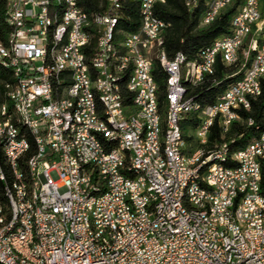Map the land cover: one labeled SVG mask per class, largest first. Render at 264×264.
<instances>
[{
    "label": "built area",
    "instance_id": "built-area-1",
    "mask_svg": "<svg viewBox=\"0 0 264 264\" xmlns=\"http://www.w3.org/2000/svg\"><path fill=\"white\" fill-rule=\"evenodd\" d=\"M163 2L157 0V3ZM41 3L42 0H16L11 11L16 22L14 49L5 50L3 47V53H0L3 59L19 70L23 91L15 97L24 99L25 114L40 136L41 157L34 163L39 181L41 235L44 241V250L39 253L46 254L52 264H264V207H260V200L251 189V166L260 165L262 179L264 137L247 153L238 155L236 169H224L211 175L209 177H214V184L202 181V188L194 189L193 202H202V205H209L214 210H222L223 219L192 218L184 216L178 209V187L184 178H199L203 166L186 169L188 159L177 158L175 153V145H178L175 125L181 124L188 107L187 98L193 96L191 91H184L180 87V75L185 69L178 68V61L167 63L174 75L169 167H162L155 148V135H148V138L157 153V161L147 164L145 158L141 157L135 136H131L124 127L122 102L126 96H133L137 107L139 99H146L147 109H144V114H137L136 119L151 118L153 125L155 103L150 98V91L154 90V85L152 77H146L144 73V51H148L151 46L163 45L166 24L159 23L158 15L150 12V0H145V6H138V0H124L123 3L126 5V16H129L127 12L134 3L139 12V25L134 34L125 33V37H130L131 49H125V56H117V65H127L129 72H132V61L141 62V75L132 74L130 84L124 85L132 87V95H114L109 92L110 78L104 75L101 65L103 46L99 51L97 66L104 95L110 101L111 118L117 126V133L109 138L121 137L129 142L136 154L137 166L149 172L151 189L163 192L166 205L151 209L152 197L142 200L136 189L137 180L127 178L126 170H121L120 154L110 149L109 138H106L108 152L100 151L97 139L102 138V132L89 105L86 113H80L78 124L85 139L83 153L88 155L90 161L86 182L89 189L91 177H102L103 187L92 203L95 231L86 230L82 195L87 189L74 187L75 172H69L67 155L62 154L61 150V126L66 113L52 105L49 77H43L39 67ZM205 7H210V15L207 16L210 17L217 3L208 5L207 0ZM117 10L115 0H112L109 9H101L104 17L103 45L106 23L111 16H117ZM66 16H69L73 28L70 52L75 58V69L72 71L75 89H82L78 49H85L81 30H88V26L86 17L81 16L79 10L69 9ZM207 17H203V26ZM259 29H264V4L263 8H255L254 0H250L237 19V25L230 26V31L226 33L233 34V42H222L221 36L219 44L213 49H202L204 75L209 69L211 55H218L220 60V54H227L231 60V55L238 49V41L248 39L247 56L243 58L242 66L234 67L232 72H243L242 83L232 90L230 96L210 103L207 108L209 117L194 116L197 120L196 131L202 132V139L206 125L216 124L218 131L219 123H226L227 126L228 114H235L236 125L246 123V127H249L255 124L254 118L244 113L251 109L252 102L258 98L252 97V89H260L261 93V80L264 77V37H259ZM150 30H161L160 39H151ZM57 33L58 29L56 39ZM50 68L56 70V66ZM60 78L61 74L56 72V79L60 81ZM135 82H144L145 93H138ZM75 89L69 98L74 104H80V99H87V96L75 97ZM239 89H248V96L240 97ZM6 115L8 126H0V129L9 143L13 169L16 149L22 145L19 138L10 135L12 125L9 123V114ZM188 141L192 143L195 156L198 143H193V138ZM225 147L221 148L219 155H222ZM25 208L26 204L23 203L22 211L13 209L14 215L24 214L23 233L18 238V244L24 249L27 232ZM251 212H259V219H251ZM26 253L29 255V252ZM0 255L10 263L17 264L7 256L3 247H0Z\"/></svg>",
    "mask_w": 264,
    "mask_h": 264
},
{
    "label": "bare ground",
    "instance_id": "bare-ground-1",
    "mask_svg": "<svg viewBox=\"0 0 264 264\" xmlns=\"http://www.w3.org/2000/svg\"><path fill=\"white\" fill-rule=\"evenodd\" d=\"M96 9L90 12L82 11L78 1L69 0H42L40 7V43L41 51L39 56V67L42 69L43 77L48 78L49 98L56 109L66 113L64 124L61 126V150L67 155L69 172H75L73 183L75 188L87 189L82 195V206L84 225L87 231H95V218L92 203L97 198L100 188L103 187L102 177H91V184L88 189L86 182L87 168H90L88 155L83 153L85 149V139L82 135L81 127H78L80 113H86L91 105L96 123L102 132V138L97 139V146L101 152H108V141L106 138L117 133L115 121L111 118L110 101L106 99L101 86V73L98 71L99 51L101 52V65L105 76L109 77L108 90L114 95H132V87L124 86L130 84L133 75H141V62L132 61V72H129L127 65H117V56H125V49H131L130 37L126 34H134V31L125 30L120 26L125 16L123 12L124 0H115V7H118L117 16H111L106 23L105 39L103 45L104 17L101 9H109L112 0H95ZM133 1V0H126ZM234 0H208V5H216L210 17V7H205L200 19V26L205 27L214 22L227 6ZM230 19V26L237 25L243 8H246L250 0H241ZM16 0H6L5 20L10 26L5 41H0V53L5 50L14 49L16 39V22L11 13ZM157 0H150V12H154V5ZM239 4V3H238ZM264 0H254L255 8H263ZM138 6H145V0H138ZM71 10H79L81 16L86 17L88 30H81V37L85 40V49H78L79 68L81 76V88L75 89L73 69H75V58L70 52L73 42V28L69 16L66 13ZM203 17L205 26H203ZM159 23H168L159 17ZM57 39H56V31ZM222 42H233V34H224ZM215 38L204 49H213L220 42V37ZM151 39H160L161 30H150ZM259 37H264V29H259ZM94 41V45L91 42ZM248 39L238 41V49L231 55V60L227 54H220V61L225 66L240 67L243 58L247 56ZM159 54V55H158ZM218 55H211L209 59V69L205 71V59L203 50L194 60H187L181 52H177L173 58L166 56L163 45L151 46L148 51H144V73L146 77H152L154 90L150 91V98L155 103L153 108V125L151 118H138L137 114H144L147 109L146 99L138 100V107L133 96H126L122 102V113L124 116V127L129 130L131 136H135L137 147L141 157L145 158L147 164H154L157 161V153L148 135H155V148L162 167H169L171 163L170 155V116L172 114V92L174 87V75L170 71L167 63L178 61V68L185 69L180 75V87L184 91H192L199 86L204 77L215 72V65ZM158 63L165 73V102L162 104L157 99V84L153 78V65ZM117 65V66H116ZM50 66H56V70H51ZM0 69L5 70L8 78L2 80V91L0 92V126H8L9 114L10 135L21 140V145L16 149L12 161L9 153L8 140L4 139V132L0 129V247H3L7 256L11 257L17 264H52L47 255L39 253L44 250V241L41 235V206L39 203L38 191L39 181L35 173L34 163L41 157L40 136L35 131V127L30 123L28 115L25 114L24 99H16L23 91V82L19 77V70L9 61L0 55ZM57 74H61L60 81L56 79ZM229 81L221 90L217 99L230 96L232 90L238 88L243 81V72L231 73ZM227 77V78H228ZM197 79V80H196ZM75 89V97L87 96V99H80V104H74L69 98V94ZM135 89L138 93H145L144 82H135ZM260 89H252V97H258ZM240 97L248 96V89H239ZM188 107L184 111L186 114L209 117L210 104L202 105L198 96L187 98ZM192 117V116H191ZM195 121V120H194ZM236 124L235 114H228L226 123H219L221 140L208 142V135L212 127L216 124L206 125L202 132L196 131V125L190 129V136L195 146V156H193V146L185 138L180 124L175 125L176 141L175 153L177 158L186 160V169L203 168L199 171V178H184L178 187L177 206L186 217L223 219L222 210H214L209 205H202V202H193V192L196 188H202V181L207 184H214V177L222 170L236 169L238 155L247 153L260 142L264 137V131L253 138L243 147H233L234 139L224 140L225 134L229 132L233 124ZM237 125L246 127V123ZM146 132V133H145ZM201 139V140H200ZM188 144V145H186ZM226 146V147H225ZM109 147L114 149L116 154H120L121 170H126V177L136 181V189L142 200L151 201V209H159V205H166V198L159 189H151L152 178L146 170L137 166V157L128 141L121 137L109 138ZM225 147L222 155H219L221 148ZM218 155V156H217ZM193 156V157H192ZM192 157V158H191ZM252 180L251 189L255 191V196L260 200V207H264V195L261 193V167L251 166ZM21 191H20V189ZM22 193V194H21ZM26 204L25 222L27 224L25 249L18 244L19 235L23 233L24 214H15V211H22V205ZM251 219H259V212H251ZM29 252V255L26 253ZM0 264H12L0 255Z\"/></svg>",
    "mask_w": 264,
    "mask_h": 264
},
{
    "label": "trees",
    "instance_id": "trees-1",
    "mask_svg": "<svg viewBox=\"0 0 264 264\" xmlns=\"http://www.w3.org/2000/svg\"><path fill=\"white\" fill-rule=\"evenodd\" d=\"M206 1L164 0L163 3H156L154 5V12L169 24L163 33V48L168 58L171 59L177 52H181L187 60L197 59L202 49L208 46L218 36L230 31L229 24L231 16L242 1L234 0L231 5L221 11L214 22L202 27L200 26V19L205 10ZM78 5L82 11L90 12L96 9L97 2L95 0H78ZM5 12L6 0H0V41H5L11 31L10 26L6 24ZM123 12L126 16V5L123 7ZM127 14L129 16H126L125 19L123 18L120 26L125 30L134 31L139 25L137 4L134 3ZM91 44L90 48L94 45L93 40ZM233 71V66H225L220 60H217L214 74L205 76L203 82L192 89L191 94L198 96V100L202 105L213 103L217 94L221 92L225 83L229 81L228 75ZM152 73L157 84V99L163 104L165 102L166 91L165 73L156 62L153 65ZM7 74L5 70L0 69V92L3 89L2 80L8 78ZM244 114L253 117L255 124L249 127H243L234 123L224 137V140L227 141L234 139L231 146L236 148L245 146L253 138L257 137L260 132L264 131V77L261 80V93L252 102L251 109ZM196 123L197 120L193 114H186L181 121V130L185 138L188 136L187 140L191 138L189 135L191 133L190 129ZM220 140V133L217 126L214 125L208 135V143L211 144L213 141ZM260 186L261 193L264 195V168H262Z\"/></svg>",
    "mask_w": 264,
    "mask_h": 264
},
{
    "label": "rangeland",
    "instance_id": "rangeland-1",
    "mask_svg": "<svg viewBox=\"0 0 264 264\" xmlns=\"http://www.w3.org/2000/svg\"><path fill=\"white\" fill-rule=\"evenodd\" d=\"M186 145H188V144H186Z\"/></svg>",
    "mask_w": 264,
    "mask_h": 264
}]
</instances>
